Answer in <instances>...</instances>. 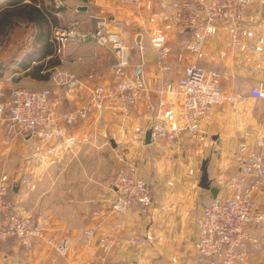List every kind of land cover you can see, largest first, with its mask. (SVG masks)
Returning <instances> with one entry per match:
<instances>
[{
	"label": "crops",
	"instance_id": "obj_1",
	"mask_svg": "<svg viewBox=\"0 0 264 264\" xmlns=\"http://www.w3.org/2000/svg\"><path fill=\"white\" fill-rule=\"evenodd\" d=\"M44 2L50 4L51 0ZM63 2L61 17L53 11L56 25L79 19L80 29L89 32L96 29L99 16L106 15L110 19L106 32L130 46L132 62L143 59L149 83H164L165 93L151 92L154 107L149 109L140 102L129 117L125 116L121 104H114L101 115L92 106L90 114L68 121L71 112L88 104L97 82L92 74L94 69L104 70L105 82L111 81L108 68L114 61L112 53L91 38L84 43H69L59 53L57 44H50L55 25L41 30L25 18L15 19L18 29L22 25L29 31L26 38L19 40L15 38L17 29L4 31L5 22L0 14V61L3 63L0 82L5 76H16V80L30 87L48 83L53 88L51 105L58 124L75 138L68 145L62 138L45 142L39 133L16 136L0 114V177L5 175L11 179V194L16 203L43 227L41 237L32 247H25L14 239L0 242V264H208L195 247V218L213 198L209 189L200 186L203 160H209V177L219 187L241 164L240 141H250L256 146L259 138L264 137V99L250 96L252 86H264V0H253L240 47H227V29L223 26L216 35L206 39L197 58L183 47L191 31L182 28L175 19V0H145L140 6L121 4L118 0ZM84 5L85 10L80 8ZM6 6L0 7V13ZM117 20L122 25H117ZM19 42L26 43L22 44L24 48ZM163 45L172 48L166 59L159 55L158 48ZM15 47L18 50L9 56L8 49ZM31 53L33 57L25 67L21 66ZM191 62L219 70L225 91L240 93L242 97L236 102L225 100L214 105L211 117L202 121L200 138L195 142L185 136L169 144V149L159 150L152 143L135 139L140 132L145 138L155 114L162 115L173 127L181 125L177 83ZM46 72L50 75L42 78ZM70 74L81 79L76 89L66 84ZM56 79L60 84L55 83ZM9 84L4 82L1 87ZM102 151L109 154L107 162L104 157L100 160ZM118 153H121L120 160L116 158ZM25 154L27 164L23 162ZM49 155L60 157L53 161ZM121 155L136 161L141 175L154 185L155 218L145 226L139 208H131L122 222L127 228L146 234L149 244L130 247L123 239H117L107 260L102 261L99 237L117 235L114 225L119 217L102 220L93 211L105 198L109 174L113 176L122 166ZM105 164L108 170L101 173V166ZM25 168L33 172L32 178L24 176ZM102 182L105 183L100 192ZM38 192L40 199L36 200L34 195H39ZM90 228L95 233L88 237ZM62 241L68 244L66 253L59 251ZM249 264H264V249Z\"/></svg>",
	"mask_w": 264,
	"mask_h": 264
},
{
	"label": "built area",
	"instance_id": "obj_2",
	"mask_svg": "<svg viewBox=\"0 0 264 264\" xmlns=\"http://www.w3.org/2000/svg\"><path fill=\"white\" fill-rule=\"evenodd\" d=\"M39 2V0H37ZM56 7L55 14L63 15V0H51ZM145 0H118L125 5L140 6ZM174 17L184 29L191 31L183 47L196 58L200 56L206 39L218 33L221 27L227 29L226 45L236 49L243 44L248 25L247 16L253 0H175ZM78 11V9H76ZM110 19L106 15L98 18L94 31H82L80 20L74 19L67 25H56L52 41L57 51L67 44L84 43L89 38L97 45L112 53L114 61L108 71L111 81L105 82L104 70L94 69L92 73L96 84L92 88L88 104L83 105L67 116L72 121L76 116L90 114L92 106L104 110L114 104L123 107L126 117L141 102L147 108L154 107L151 92L156 95L165 93L164 83L150 84L143 59L130 60V46L123 39L106 32ZM117 25H122L117 20ZM159 49L161 58L172 53L171 46L163 45ZM222 73L198 62L189 63L178 79V92L181 96L178 115L182 123L173 127L160 114H155L149 126L152 129L151 143L159 150L169 149V144L187 136L191 142L200 138L201 123L211 117L213 106L225 100L236 102L240 93H227L221 83ZM60 81L55 80L56 84ZM66 84L76 89L81 79L70 74ZM53 88L30 87L27 85H6L0 90V114L6 120L8 128L16 136H28L39 133L45 142L63 139L64 144L75 141L69 131L58 124L51 105ZM250 96L264 99V86L251 87ZM98 119L100 117L98 116ZM144 140V133L134 137ZM240 166L227 175L218 187L217 195L195 218L196 251L208 264H249L264 249V137H260L256 146L250 141L239 143ZM123 164L109 179L104 187L105 198L94 207L93 213L102 220L118 216L120 221L114 225L117 235L99 237V257L106 261L115 247L117 239H123L130 247H143L149 244V237L141 231L127 228L122 219L131 208L138 207L145 220L150 224L155 218L153 189L141 175L136 161L124 156ZM173 158L172 155H168ZM9 177H0V242L14 238L25 247H32L43 232L42 224L32 214L21 209L12 196ZM108 206V207H107ZM95 229L87 230L91 237ZM68 244L62 241L59 251L66 253ZM103 264V263H101Z\"/></svg>",
	"mask_w": 264,
	"mask_h": 264
},
{
	"label": "trees",
	"instance_id": "obj_3",
	"mask_svg": "<svg viewBox=\"0 0 264 264\" xmlns=\"http://www.w3.org/2000/svg\"><path fill=\"white\" fill-rule=\"evenodd\" d=\"M4 5H7V6L2 11L3 14L0 13L1 15H3L2 19L5 22L4 25L9 26V27L14 26L12 29H15V30L16 29L18 30V28L16 27L18 24L17 23L18 21L15 20L18 18L28 19L30 23L33 22L36 25H39L41 27V30L47 29L50 24L52 25V27L54 25L56 26L57 17L53 11H55V9H60V7L57 8L56 5L52 1L50 4H46L44 0H39V2L37 0H30L28 2H26L25 0H0V7ZM52 43L53 41H50V44ZM27 55H28V58L22 61V64H21V66L23 67H25L27 60L33 57L34 53L27 54ZM49 75H50V72H46L44 74L42 73L41 77L46 78ZM211 184L213 186H217V184L214 182L213 179H211ZM209 191L211 192V190ZM9 239H14V238H8L6 240H9Z\"/></svg>",
	"mask_w": 264,
	"mask_h": 264
},
{
	"label": "rangeland",
	"instance_id": "obj_4",
	"mask_svg": "<svg viewBox=\"0 0 264 264\" xmlns=\"http://www.w3.org/2000/svg\"><path fill=\"white\" fill-rule=\"evenodd\" d=\"M14 27V26H13ZM13 27H9V26H5L4 25V31H6V29H8V31H10L11 30V28H13ZM21 27L22 28H20V29H18V30H16V31H14L15 33H17V37H15V38H17V39H19V40H21V39H23V38H26L27 36H28V29L27 28H24V26H22L21 25ZM14 35V34H13ZM19 43H21V45L22 44H26L25 42H19ZM19 45L20 47H23L24 48V45ZM9 50V53H8V55L10 56V54L12 53V51H14V50H18L17 49V47H15V49H8ZM15 77L16 76H9V77H3V78H1V84H0V90L2 89V88H4V86L3 87H1L2 85H3V83L5 82H9L11 85H27V84H24V83H22V82H20V81H18V80H16L15 79ZM48 86V83L47 84H45V82L44 83H42L41 84V86H39V87H45V86ZM34 87V86H33ZM1 100H3V97H0V101ZM121 153H118V154H116V158L118 159V160H120L119 159V155H120ZM58 157H60V156H56V155H54L53 157L52 156H50L49 155V160H55V161H58L59 159H58ZM103 157L105 158V162H107L108 161V159H109V154L108 153H105L104 151H102L101 153H100V160L101 161H103ZM23 162L24 163H26L27 162V156H26V154H25V156L23 157ZM27 164V163H26ZM107 164H105V166L104 167H102L101 166V173L103 172V170L104 169H107L108 170V167L106 166ZM116 171V170H115ZM23 174H24V176L27 178L28 176H30V177H28V178H32V175H33V172L32 171H27V169L25 168L24 170H23ZM111 176H112V174L110 175L109 174V177L111 178ZM108 177V178H109ZM109 178V179H110ZM10 179V178H9ZM146 179V178H145ZM147 180V179H146ZM10 181H11V179H10ZM148 181V180H147ZM149 182V181H148ZM105 182H102L101 183V185H100V192L102 191L101 189L103 188V184H104ZM150 184V183H149ZM152 185V184H151ZM158 187H159V185H158ZM154 188V185H152V189ZM37 189V188H36ZM40 189V188H39ZM41 189H43V187H41ZM39 193V192H38ZM37 196H35L34 195V199H36V200H38V199H40V193H39V195L38 194H36ZM155 195H156V190H154L153 189V196H154V198H155ZM30 200H31V198H30ZM26 201V200H25ZM29 203H30V201H29ZM26 204V203H25ZM56 206H58V203L56 204ZM33 213V212H32ZM35 213V212H34ZM33 213V214H34ZM118 221H120V219L118 218L117 219Z\"/></svg>",
	"mask_w": 264,
	"mask_h": 264
},
{
	"label": "water",
	"instance_id": "obj_5",
	"mask_svg": "<svg viewBox=\"0 0 264 264\" xmlns=\"http://www.w3.org/2000/svg\"><path fill=\"white\" fill-rule=\"evenodd\" d=\"M85 2L89 1V0H84ZM81 9H87V6H81ZM3 68V63L0 61V70ZM151 132L152 129H148L145 133V138H144V143L149 144L151 143ZM115 144V142H113ZM208 159H204L202 166H201V170H202V175H201V179H200V186L206 189L211 190V192L213 193V197H215L219 191V188L217 186H213L211 184V179L209 177V171H208Z\"/></svg>",
	"mask_w": 264,
	"mask_h": 264
}]
</instances>
